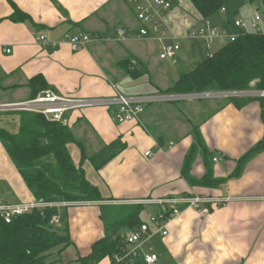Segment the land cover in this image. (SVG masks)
Instances as JSON below:
<instances>
[{
    "label": "crops",
    "instance_id": "1",
    "mask_svg": "<svg viewBox=\"0 0 264 264\" xmlns=\"http://www.w3.org/2000/svg\"><path fill=\"white\" fill-rule=\"evenodd\" d=\"M10 1L35 24L12 20L10 2L0 0V102L32 98L28 81L37 75L60 94L100 97L116 92L151 94L170 87L183 72L179 68L175 77L171 76L176 70H165L157 62L156 41L135 38L141 23L128 0ZM169 1L165 22L169 34L179 36L181 43L200 15L189 0ZM228 19L224 20L222 15L211 18L217 26L233 31L227 25ZM117 27L127 30L124 39L92 42L76 52L66 43L43 48L38 39L45 35L48 40H60L78 31L113 36ZM182 47L181 44L176 59L170 60L179 67L192 62V52H198L185 51ZM144 72L151 89L134 94L121 91L119 86L125 79L137 78ZM185 107L186 111L175 104L148 106L139 122L121 124L112 119L113 110L101 107L67 113L70 131L93 152L117 138L124 148L99 170L85 164L86 178L99 188L105 200L60 205L55 226L60 231L66 230L74 244L66 249L61 261H55V257L49 264H65V261L77 264L79 256L89 253L91 244L104 235L99 218L101 204L194 195L228 200L225 203L204 200L199 210L187 208L184 202L178 205L183 212L169 224L168 234L155 236L160 237L170 260L178 258L177 264H264V148L250 151L264 138V98L190 102ZM9 120L11 125L0 116V127L10 133L17 132L19 117ZM193 126L211 153V160L214 156L219 158L211 165L215 177L227 176L237 159L251 152L240 174L220 188L199 190L190 186L181 174L185 155L194 141ZM67 148L76 164L80 156L78 147L69 143ZM146 151L150 155L145 156ZM205 170L197 153L191 174L200 177ZM0 199L18 203L34 201L1 141ZM148 244L153 252L150 241ZM142 252H149L147 245ZM109 263V257L98 262Z\"/></svg>",
    "mask_w": 264,
    "mask_h": 264
},
{
    "label": "trees",
    "instance_id": "2",
    "mask_svg": "<svg viewBox=\"0 0 264 264\" xmlns=\"http://www.w3.org/2000/svg\"><path fill=\"white\" fill-rule=\"evenodd\" d=\"M12 6L9 16L12 20L30 21L31 18L8 0ZM200 17L214 18L219 9L230 0H189ZM264 2V0H241ZM35 24V23H33ZM32 97L48 84L41 75L28 81ZM254 85L264 89V34L243 33L234 41L227 42L216 52L202 55L194 67L183 71L179 77L162 91L179 93L224 89H246ZM253 87V86H252ZM237 99H233V102ZM19 127L14 134L0 129V141L16 166L35 201L61 203L104 201L99 188L92 184L82 168L88 160L99 170L124 148L119 138L103 145L98 151L88 154L84 144L76 139L68 126L50 122L41 114L19 111ZM195 139L185 155L181 174L188 184L197 189L220 188L228 179L236 177L243 163L253 151L264 148V138L246 155L237 159L235 168L225 177H215L211 165V153L193 126ZM74 143L80 150V161L75 164L68 151V144ZM200 154L206 167L200 177L191 174V166ZM196 189V190H197ZM60 205L33 209L16 216L6 223L0 217V264H49V256L57 253L55 261H61L63 254L73 242L66 230L60 231L50 220L57 215ZM144 205L101 204L99 218L103 222L104 235L91 244L86 256H79L81 264H98L103 257L111 260L126 246V230L132 231L145 222L140 213ZM124 230V231H122ZM67 264V261L64 262ZM138 264H145L139 262Z\"/></svg>",
    "mask_w": 264,
    "mask_h": 264
},
{
    "label": "built area",
    "instance_id": "3",
    "mask_svg": "<svg viewBox=\"0 0 264 264\" xmlns=\"http://www.w3.org/2000/svg\"><path fill=\"white\" fill-rule=\"evenodd\" d=\"M133 5L134 14L141 26L135 31V38L155 40L159 45L158 56L160 59L175 60L179 52L181 43L180 37L176 34H169V29L165 22V14L170 9L169 0H128ZM225 13V6L219 9V15ZM227 25L233 28L229 31L224 27H217L211 19L200 17L195 25L188 28L184 38L198 40L204 46V54L209 55L214 44L224 45L234 41L243 33L264 34V2H257V8L250 18L245 20L233 16L228 19ZM127 36L124 27H117L113 36L100 33L78 31L60 40H48L45 35L39 36V43L44 48L57 47L61 43H66L73 52L84 49L92 42H102L108 40H122ZM9 49L6 50L8 52ZM225 95L244 96L247 98H264V89L246 88L208 90L198 92L179 93L174 91H157L151 94L125 95L116 92L108 96L100 97H77L60 94L48 87L39 91L35 96L27 100L0 102V112L27 111L41 114L44 119L50 122H58L63 126L70 125L67 116L69 111L84 110L88 108L101 107L111 111V117L117 123L139 122L144 108L153 102H174L178 100H197L206 98H222ZM172 144L169 145V147ZM145 156L150 155L149 151L144 152ZM213 162H218L219 158L214 156ZM207 199H216L217 203H225L228 198H203L198 195L190 197H165L159 199H142L137 202L142 205H155L154 214L150 215L149 222L141 223L136 229L129 231L125 235L126 246L119 253L114 254L109 264H153L157 256L152 252L151 245L148 244L151 237L159 235L161 237L168 234L169 224L182 214L179 204L184 202L187 208L200 209V204ZM211 201V200H210ZM75 202L49 203L33 201L6 202L0 199V217L6 222L12 221L16 216L30 212L33 209H42L51 205H67ZM80 203V202H77ZM185 207V208H186ZM51 223L56 224L57 215H54ZM147 245L148 251L142 252V248Z\"/></svg>",
    "mask_w": 264,
    "mask_h": 264
},
{
    "label": "rangeland",
    "instance_id": "4",
    "mask_svg": "<svg viewBox=\"0 0 264 264\" xmlns=\"http://www.w3.org/2000/svg\"><path fill=\"white\" fill-rule=\"evenodd\" d=\"M240 1L241 0H230L225 5L226 11L222 15V16H224V20H226L227 18L230 19L232 16H236V17L241 16V17H245V20H250V18L252 17V15L254 14V12L256 10L257 2H252V3L251 2H245L244 4H240ZM214 25H216V24L214 23ZM217 27H220V26H217ZM181 44L183 45L182 48H184L185 51L188 50V51L192 52V50H197L198 52H196V51H195L196 53L192 52V55H193L192 56V62L187 63V65L186 64H181L180 67H179V65L172 64L170 62V60H168V59H160L159 56H158L159 51H158V49H155V55L157 56V60H158L157 62L159 64L162 63V65L165 68V70L167 69V70L172 71V72H174V70H176V72L171 74V76H173V77H175L177 71L179 72V68L183 69L182 71H184V70L187 71V70H189L190 68L193 67L192 65H196L200 61V59L202 57V54H204V50H205L203 44H201V42H199L198 40L183 39V40H181ZM157 45H158V43H157ZM218 49H219V44H214L212 46V48L210 49V54L216 52ZM183 53H184V50H183ZM252 86L254 88V85H252ZM119 88L121 89V91L123 93L130 92V93L134 94V93L145 92L147 88L151 89V86L149 84L148 76H147L146 72H144L137 78L131 77V78L125 79L120 84ZM248 88H250V87H248ZM243 89H239V90H243ZM233 90H235V89H233ZM158 91H160V90H158ZM233 99H237V100H241L242 101V100L257 99V98H247V97H244L243 95L239 96V97L238 96L234 97L233 95H225L222 98H217V99L216 98H206V99H197V100H190V101L178 100V101H174V102H153V103H150L149 105L147 104L146 108L148 106L159 107V106H171V105L175 104L180 109L186 111V107L185 106L188 103H190V102H198V103L203 102L205 104V103H208V102H211V101L212 102L213 101L214 102H219V101H221V102H224V101L231 102V101H233ZM0 116H3V118L6 120L7 125H11L12 123L9 120V117H16L17 118V117H19V113H17V112H14V113L13 112H9V113L0 112ZM0 129H3V128L0 127ZM3 130H5V129H3ZM5 131H7V130H5ZM8 133H10V132H8ZM11 134H14V133H11ZM192 135H194V133ZM194 139H195V136H194ZM93 150L94 149H91L90 147L86 148V151H87L88 154L93 153ZM69 154L72 157L70 151H69ZM79 154H81L80 150H79ZM80 157H81V155L77 159L76 165H78V163L80 161ZM88 163L90 165V162L88 160H85L83 162L82 168L84 169V171H85V164L87 165ZM117 204H122L124 206H133V204H138V202L137 201H132V202L118 201ZM155 210H156V208H155L154 205H144V207H143V209H142V211L140 213V216L145 222H149V217H150V215L154 214ZM122 231H124V230H122ZM155 236L156 235L152 236L151 239H150V243L153 246V253L155 252L156 256L157 255L159 256L158 260L154 264H177L178 258L170 260L168 255L165 254V250L163 249V244H162V242L160 240V237H155ZM55 257H57V254L56 253H52L49 256L48 259L52 260ZM170 257H171V255H170ZM77 264H80V263H77Z\"/></svg>",
    "mask_w": 264,
    "mask_h": 264
}]
</instances>
